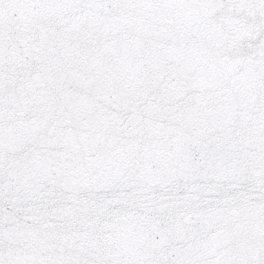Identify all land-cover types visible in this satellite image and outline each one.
Returning <instances> with one entry per match:
<instances>
[{
	"label": "water",
	"instance_id": "95a60500",
	"mask_svg": "<svg viewBox=\"0 0 264 264\" xmlns=\"http://www.w3.org/2000/svg\"><path fill=\"white\" fill-rule=\"evenodd\" d=\"M0 264H264V0H0Z\"/></svg>",
	"mask_w": 264,
	"mask_h": 264
}]
</instances>
